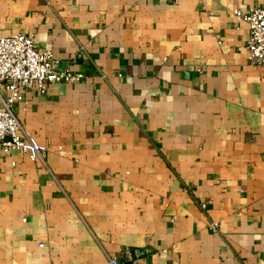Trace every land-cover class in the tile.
<instances>
[{
	"label": "crops",
	"instance_id": "crops-1",
	"mask_svg": "<svg viewBox=\"0 0 264 264\" xmlns=\"http://www.w3.org/2000/svg\"><path fill=\"white\" fill-rule=\"evenodd\" d=\"M254 8L0 0V37L81 75L13 107L47 151L0 158V264H264V66L235 15Z\"/></svg>",
	"mask_w": 264,
	"mask_h": 264
},
{
	"label": "built area",
	"instance_id": "built-area-1",
	"mask_svg": "<svg viewBox=\"0 0 264 264\" xmlns=\"http://www.w3.org/2000/svg\"><path fill=\"white\" fill-rule=\"evenodd\" d=\"M168 1L173 4L179 2ZM235 15L239 22L249 26L246 49L250 62L264 66V8L236 10ZM58 66L52 52L39 50L32 36L19 33L0 37V158L15 151L24 154L31 161L42 159L47 148L23 128L13 107L16 103L23 102V89H36L44 94L52 83L79 81L80 74H73L68 70L59 71ZM201 208L206 210L207 205L202 204ZM218 227L217 222L212 223L214 230ZM126 255L132 259L130 251ZM108 264L122 263L118 257H110ZM134 264L138 262L134 261Z\"/></svg>",
	"mask_w": 264,
	"mask_h": 264
}]
</instances>
